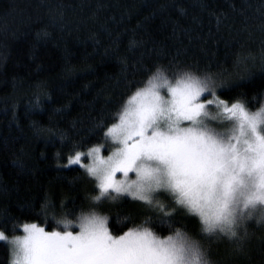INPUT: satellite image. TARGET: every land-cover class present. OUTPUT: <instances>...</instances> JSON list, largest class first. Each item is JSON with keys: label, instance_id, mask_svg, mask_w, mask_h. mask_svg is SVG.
I'll return each mask as SVG.
<instances>
[{"label": "trees", "instance_id": "1", "mask_svg": "<svg viewBox=\"0 0 264 264\" xmlns=\"http://www.w3.org/2000/svg\"><path fill=\"white\" fill-rule=\"evenodd\" d=\"M157 68L170 78L211 75L221 99L258 110L264 0H0V231L12 237L24 223L54 231L56 220L96 211L113 236L148 227L166 238L182 228L213 264H264V224L249 222L243 240L205 236L174 195H157L169 215L129 196L96 202V180L69 166V156L106 141ZM0 264H11L6 241Z\"/></svg>", "mask_w": 264, "mask_h": 264}, {"label": "snow or ice", "instance_id": "2", "mask_svg": "<svg viewBox=\"0 0 264 264\" xmlns=\"http://www.w3.org/2000/svg\"><path fill=\"white\" fill-rule=\"evenodd\" d=\"M154 79L127 100L116 114L118 122L103 132L116 145L107 157L100 146L87 151L90 164L82 163L81 151L68 157L69 166L78 165L98 181L95 201L127 194L169 215L156 195L166 191L201 219L204 204L212 206L214 216L228 215L239 205L242 189L255 193L248 198L253 206L264 203V106L251 111L239 101L219 99L216 89L223 84L207 74L187 75V87L179 93L168 89L167 99ZM221 118H226L223 135L214 131ZM95 127L103 130V122ZM191 144L195 151L182 147ZM47 208L45 203V216ZM55 222L64 230L24 223L23 235L9 238L0 231V241L11 246V264H167V245L148 227L113 236L108 217L96 211ZM73 227L79 229L75 234Z\"/></svg>", "mask_w": 264, "mask_h": 264}, {"label": "clouds", "instance_id": "3", "mask_svg": "<svg viewBox=\"0 0 264 264\" xmlns=\"http://www.w3.org/2000/svg\"><path fill=\"white\" fill-rule=\"evenodd\" d=\"M187 75L202 77L190 70H182L175 77L170 78L163 68H157L151 77H156L153 80V85L159 88L161 95H164L167 99L166 92L168 89H173L176 93H179L180 90L187 87L185 80ZM225 128L226 126L217 124L214 131L223 135L225 134ZM182 147L191 151L196 149L195 144L183 145ZM254 196L255 193L251 189H242L239 195V205L223 218L213 215L210 204L202 205L201 211L204 212V216L202 219L199 217L201 221L200 232L205 236H225L229 240H233L241 236L242 230L246 229L249 222L255 221L257 224H264V203H256L253 206L248 198ZM93 200L95 201L94 197ZM246 202L247 207H245ZM189 212L192 213L191 210ZM87 214L85 213V215ZM159 239L167 245L164 250L168 257L167 264H213L208 250L201 240L182 228H176L166 238L161 239L159 237Z\"/></svg>", "mask_w": 264, "mask_h": 264}, {"label": "rangeland", "instance_id": "4", "mask_svg": "<svg viewBox=\"0 0 264 264\" xmlns=\"http://www.w3.org/2000/svg\"><path fill=\"white\" fill-rule=\"evenodd\" d=\"M216 94H217V89H216ZM217 96H218V98L219 99H221L220 97H219V95L217 94ZM221 100H223V99H221ZM229 104H231L230 102H229ZM263 106H264V104H263ZM213 114H215V112H213ZM226 122V118H221V120L220 121H217V124H222V123H225ZM100 147H101V155H103V156H105V157H107L109 154H110V150L111 149H114L115 147H116V145H114L112 142H111V140H110V138H106V141L102 144V145H100ZM88 151V150H87ZM87 151L86 152H84L85 153V156H84V158H83V160H82V163L83 164H85V165H87V164H90L91 163V160H90V158H88L87 157ZM94 178V177H93ZM117 179H122L123 178V176H122V174H117V177H116ZM135 178V174L134 173H130V179H134ZM95 179V178H94ZM96 180V179H95ZM96 182H97V184H98V181L96 180ZM161 192H166V191H161ZM160 193V192H159ZM159 193H157L156 195H158ZM166 193H170V192H166ZM170 194H172V193H170ZM112 195H116L114 192L112 193ZM173 195V194H172ZM121 196H129V195H127V194H123V195H121ZM129 197H131V196H129ZM107 197H104V199H106ZM102 216V215H101ZM39 226V225H38ZM46 231H48L47 229H45ZM64 229H63V225H59V227L55 230V231H63ZM72 231H73V233L75 234L76 232H78L79 231V229L78 228H75V227H73L72 229H71ZM18 235H23V231L21 232V234H18ZM13 237V236H12ZM9 238H11V237H9ZM161 239H164V238H161ZM10 246V245H9ZM10 249H11V246H10ZM12 258V257H11Z\"/></svg>", "mask_w": 264, "mask_h": 264}]
</instances>
